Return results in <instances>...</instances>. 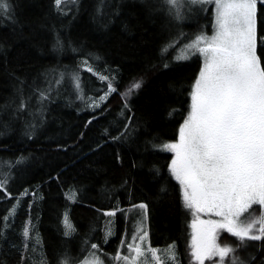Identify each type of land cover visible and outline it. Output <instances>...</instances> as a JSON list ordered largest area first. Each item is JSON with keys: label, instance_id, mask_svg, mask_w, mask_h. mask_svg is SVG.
Masks as SVG:
<instances>
[{"label": "snow or ice", "instance_id": "obj_1", "mask_svg": "<svg viewBox=\"0 0 264 264\" xmlns=\"http://www.w3.org/2000/svg\"><path fill=\"white\" fill-rule=\"evenodd\" d=\"M139 3L149 18L163 15L175 26L212 9L211 35L206 32L207 26H200L187 41H183L181 38L185 34L181 31L161 48L160 62L151 64L149 71L163 73L164 70L173 71L172 65L176 62L202 58L187 88L175 78L167 85L170 93L186 94L189 100L183 112L169 106V116L174 113L181 116L176 138L164 141L153 135L145 141V151L150 145L155 150L174 154L165 167L170 179L179 185L183 208L196 215L191 225V260L195 264H205V261L210 264H253L255 255L242 259L239 253L246 251L251 242H259L258 250L264 249V0H159V4L153 0H139ZM53 5L57 15L67 16L70 10H79L80 0H53ZM124 6V0H97L93 19L108 28L120 18ZM20 7L19 0H0V26H10L12 33L11 38L0 37V64L12 81L11 95L0 104V137L16 131L19 124L23 137L36 140L46 128L51 105L60 97L66 83L73 86L75 99L86 103L93 111L112 93H120L116 86L117 74L107 69L101 71L98 66L101 57L83 52L82 48L72 47L71 50L81 55L80 65L104 83L103 95H86L79 65L71 72L57 67L31 78L17 74V69L10 67L14 59H19L18 55L11 56L14 44L35 36V29L32 36L24 35L25 21L18 12ZM38 27L53 33V51L63 53L66 47H71V42L65 41L55 25L42 22ZM169 49L173 51L171 59ZM144 84L145 77L141 76L121 94L120 115L124 119L119 122L115 134L106 130V137L111 141L128 144L139 138L141 121L132 110L130 97L138 94ZM5 115L7 120L3 119ZM95 119L93 116L87 124ZM57 146L63 148V145ZM100 147L102 145L97 144V148ZM31 158L32 154L25 156L23 153L13 160L0 158V198L14 199L6 214L0 217V243H12L8 241V232L13 228L21 206L19 197L29 195L25 189L13 198L9 188L15 179L14 169ZM114 159L120 166L125 163L119 151ZM137 166L136 161H131V167ZM149 171L153 173V179L161 177L160 167L153 165ZM55 179L58 180L59 175ZM123 183L129 181L125 179ZM70 192V198L75 199L78 190L72 188ZM169 192L168 182H160L155 200H142L131 205L139 210V219L131 233L125 229L114 254L103 250V244L115 235L114 222L108 219L100 243L85 240V248L81 251L86 254L82 258L73 257L66 250L56 264H180L176 242L162 248L153 247L147 223ZM31 196L35 198L36 193L32 192ZM28 207L30 209L31 205ZM117 211L124 210L117 207L103 215L115 217ZM202 213L218 219H200ZM64 224V235L68 236L73 229L66 213ZM91 231L95 232V227ZM222 231L235 237V243H221ZM20 235L21 264L25 259L35 264L33 256L37 254L40 264H48L38 229L30 215L23 223ZM12 247L16 245L12 243ZM216 257L218 261L214 259Z\"/></svg>", "mask_w": 264, "mask_h": 264}, {"label": "trees", "instance_id": "obj_2", "mask_svg": "<svg viewBox=\"0 0 264 264\" xmlns=\"http://www.w3.org/2000/svg\"><path fill=\"white\" fill-rule=\"evenodd\" d=\"M19 2L21 7L18 12L25 21L24 35L32 36V30L35 29V36L14 44L11 56L18 55L19 59H14L10 67L16 68L17 74L31 78L57 67L71 72L79 65L86 95H103L104 83L80 65L81 55L71 50L72 47L82 48L83 52L101 57L98 62L101 71L107 69L117 74L116 86L120 94L112 93L101 103L100 108L93 111L86 103L75 99L73 86L66 83L60 97L51 105L48 123L38 139L23 137L19 124L16 125V131L0 137V158L13 160L21 153L25 156L32 154L29 161L14 169L15 179L9 188L13 198L25 189L29 195L19 197L21 206L13 228L8 232V241L16 247L7 241L0 243V264H21L20 230L29 215L32 222L37 224L48 264H56L58 257L66 250L73 257L82 258L86 254L81 251L85 248L84 241L100 243L103 226L108 219L114 221L116 231L108 243L103 244V250L115 251L125 229L128 233L130 231L128 210L132 209L131 205L142 200H155L160 182H168L170 192L163 205L149 217L151 244L162 248L175 241L180 264H193L190 244L194 212L183 208L179 185L170 179L165 167L174 154L155 150L150 145L145 151V141L153 135H158L164 141L176 138L181 116L175 113L169 116V106L183 112L189 100L186 94L170 93L167 85L171 78H175L187 88L202 59L176 62L171 72H152L149 69L151 64L160 62L161 48L181 31L185 34L181 38L183 41H187L200 26H207L206 32H211L212 9L200 12L183 25L175 26L170 25L163 15L152 18L146 16L139 0H124L120 18L104 28L93 19L97 0H80L79 10H70L67 16L56 14L53 0ZM153 2L159 4V0ZM42 22L49 26L55 25L65 41L71 42V47H66L63 53L53 51V33L40 30L38 26ZM11 36L10 26H0V37ZM172 54V49H169V59ZM141 76L145 77L144 87L130 97L132 110L141 121L139 138L128 144L115 143L106 137L105 132L107 130L115 134L119 122L124 119L120 115L121 94ZM11 93L12 81L0 64V104H4ZM93 116L96 119L87 124ZM3 119L7 120L8 116L5 115ZM58 144L63 145V148H58ZM97 144L102 147L97 148ZM117 151L124 157L123 166L114 159ZM131 161H136L138 166L131 167ZM153 165L161 168V177L153 179V173L149 171ZM57 175L58 180L55 179ZM125 179L129 181L128 184L123 183ZM72 188L78 190L75 199L70 198ZM32 192L36 193L35 198L31 196ZM13 203L14 199L0 198V217L6 214V209ZM117 207L124 211H117L116 218L103 215ZM65 213L73 229L68 236L64 235ZM93 227L95 232L91 231ZM220 237L225 239L224 243L236 241L227 232L222 231ZM258 245L259 242H251L247 250L239 255L242 259L255 255L253 264H264V249L258 250Z\"/></svg>", "mask_w": 264, "mask_h": 264}, {"label": "rangeland", "instance_id": "obj_3", "mask_svg": "<svg viewBox=\"0 0 264 264\" xmlns=\"http://www.w3.org/2000/svg\"><path fill=\"white\" fill-rule=\"evenodd\" d=\"M208 35H211L212 34V31L211 32H209V33H207ZM202 59V58H201ZM127 90V88H125L124 90H123V92H125ZM254 207H258V206H254ZM129 211V214H130V219H131V221H130V223H131V228H130V231H129V233H131L132 232V230H133V225H134V223H135V221L136 220H138L139 219V216H138V212H139V210L138 209H130V210H128ZM117 214H118V212L116 213V216H117ZM116 216L114 217V218H116ZM200 219H218L217 217H215V216H208L207 214H200V217H199ZM194 219H196V215L194 214ZM149 221V220H148ZM114 222V221H113ZM33 223V222H32ZM148 223V222H147ZM34 225H35V227L38 229V227H37V224L34 222L33 223ZM148 226H149V223H148ZM114 229H115V231H116V228H115V225H114ZM192 230H193V228H192ZM193 235V234H192ZM39 236H40V234H39ZM220 236H221V234H220ZM113 237V236H112ZM111 237V238H112ZM110 239V238H109ZM223 240H225L223 237H220V242L221 243H224L223 242ZM191 242H192V240H191ZM37 253H39V249H37ZM107 253H109V254H114L115 253V251H111V252H107ZM190 253H191V244H190ZM29 254H31V251L29 252ZM215 260H219V258L218 257H216V258H214ZM33 260L35 261V264H40V257H39V255L37 254V255H35V256H33ZM23 264H31V262L29 261V260H27V259H25V261L23 262ZM193 264H195V261H193ZM205 264H210V261H205Z\"/></svg>", "mask_w": 264, "mask_h": 264}]
</instances>
